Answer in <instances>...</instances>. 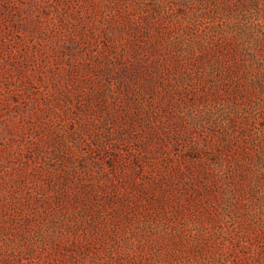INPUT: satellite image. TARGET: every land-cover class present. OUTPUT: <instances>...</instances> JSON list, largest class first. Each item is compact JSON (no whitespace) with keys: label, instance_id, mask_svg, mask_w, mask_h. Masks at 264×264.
<instances>
[{"label":"rangeland","instance_id":"obj_1","mask_svg":"<svg viewBox=\"0 0 264 264\" xmlns=\"http://www.w3.org/2000/svg\"><path fill=\"white\" fill-rule=\"evenodd\" d=\"M0 264H264V0H0Z\"/></svg>","mask_w":264,"mask_h":264}]
</instances>
